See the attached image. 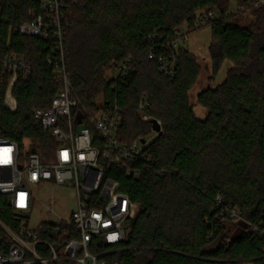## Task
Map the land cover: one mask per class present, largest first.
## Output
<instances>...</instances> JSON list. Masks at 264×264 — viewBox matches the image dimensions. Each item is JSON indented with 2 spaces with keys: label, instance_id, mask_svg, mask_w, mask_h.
Here are the masks:
<instances>
[{
  "label": "trees",
  "instance_id": "1",
  "mask_svg": "<svg viewBox=\"0 0 264 264\" xmlns=\"http://www.w3.org/2000/svg\"><path fill=\"white\" fill-rule=\"evenodd\" d=\"M41 0H0V54L15 56L28 67L16 81L14 111L5 106L8 76L0 77V137L20 152L35 149L43 163L54 159L57 144L43 132L32 109L48 107L61 88L46 58L52 41L16 32L40 13ZM235 3L230 17L225 12ZM255 0H66L64 37L66 71L80 104L95 112L97 100L118 108V140H147L151 163L137 178L117 167H106L93 198L103 205L124 195L138 210L125 224V239L110 246L93 245L91 252L107 264H264V5ZM213 11L208 55L214 80L227 62L224 81L196 97L207 111L195 117L188 93L201 67L183 45L197 17ZM246 22L245 24H242ZM184 35L177 33L183 27ZM179 41L174 48L166 43ZM182 44V45H181ZM153 59H149V55ZM173 58L175 73L160 72L157 58ZM126 66L106 79L105 73ZM212 81V80H211ZM145 98L143 120L137 113ZM240 220L230 235L229 212ZM15 213L0 195V219L13 226ZM40 239L56 244L76 237L71 226L42 224ZM59 228V234L53 233ZM256 230L258 234H255ZM42 258L50 254L37 246ZM50 264H72L66 261Z\"/></svg>",
  "mask_w": 264,
  "mask_h": 264
},
{
  "label": "built area",
  "instance_id": "2",
  "mask_svg": "<svg viewBox=\"0 0 264 264\" xmlns=\"http://www.w3.org/2000/svg\"><path fill=\"white\" fill-rule=\"evenodd\" d=\"M235 5V4H234ZM264 5V0H255L254 8ZM66 0H41L40 13L32 21L21 24L16 32L21 35L52 41L53 56L46 62L53 68L61 88L57 91L48 107L32 109L34 118L56 144L54 159L43 163L35 152L21 154L15 142L0 137V195L7 197L15 213L28 215L32 209L31 187L43 182L57 185L69 184L76 191V209L65 221L76 237L62 244L71 231L59 235L56 244L40 239L43 227H29V219L14 217L13 226L6 225L0 219V264H50L66 261L72 264H107L99 259L101 255L91 252L93 245L110 246L121 243L126 236L125 224L131 215L132 206L128 198L121 194L110 197L103 205L93 198L99 190L104 169L117 167L128 177L137 178L141 169L154 163L146 152L150 142L137 139L132 143L118 140L121 117L118 108L107 109L103 102L96 104L92 112L83 107L76 97L72 81L66 71L64 54V37ZM232 8V7H231ZM231 8L225 12V18L231 15ZM216 19L213 11L200 14L193 29L208 28ZM184 28V30H183ZM178 35H184L185 26ZM176 48L179 41L166 43ZM149 55V59H153ZM160 72L167 77L175 73V60L157 58ZM126 66L114 69L116 76L126 72ZM29 67L15 56L0 54V77L8 76L5 93V106L11 111L16 109L12 90L19 77H27ZM147 101L142 98L137 106L138 115L145 121ZM155 136L160 134L154 132ZM25 157V160H23ZM240 218L237 212H229V222L237 225ZM224 224V225H225ZM258 234L256 230H253ZM53 233L59 234V228ZM259 236H264V232ZM37 246H43L49 252V258H42Z\"/></svg>",
  "mask_w": 264,
  "mask_h": 264
},
{
  "label": "rangeland",
  "instance_id": "3",
  "mask_svg": "<svg viewBox=\"0 0 264 264\" xmlns=\"http://www.w3.org/2000/svg\"><path fill=\"white\" fill-rule=\"evenodd\" d=\"M234 4L232 2L230 6L232 11L236 9ZM210 42V29L200 28L190 32L183 45L197 57V62L201 67L200 77L194 88L188 93L190 105L193 106L195 117L198 120H204L207 116V111L196 105L197 95L207 88H214L221 84L225 79L226 70L230 66L226 62L214 80L211 78V62L208 55ZM105 75L106 79H110L115 77L116 73L108 71ZM96 103L100 104L101 100H97ZM154 137L155 135L152 133L147 139L151 141ZM21 154H24V152H21ZM23 160H25V157H23ZM31 194L32 209L29 213V227L31 229H35L42 224H59L61 221H67L77 206L75 188L69 184L57 185L54 182H43L39 186L31 187ZM137 210L138 206L133 205L131 215L133 216ZM225 228L227 229L226 234L230 235L236 229V225L234 223L225 224Z\"/></svg>",
  "mask_w": 264,
  "mask_h": 264
},
{
  "label": "water",
  "instance_id": "4",
  "mask_svg": "<svg viewBox=\"0 0 264 264\" xmlns=\"http://www.w3.org/2000/svg\"><path fill=\"white\" fill-rule=\"evenodd\" d=\"M152 125L154 126V132L160 134L161 133L160 125L156 121H153ZM141 142L144 143V140H141ZM35 152H36L35 149H31L32 154H34Z\"/></svg>",
  "mask_w": 264,
  "mask_h": 264
}]
</instances>
